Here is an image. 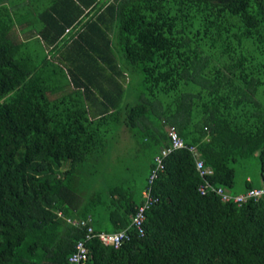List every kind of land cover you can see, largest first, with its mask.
I'll list each match as a JSON object with an SVG mask.
<instances>
[{"label": "trees", "instance_id": "trees-1", "mask_svg": "<svg viewBox=\"0 0 264 264\" xmlns=\"http://www.w3.org/2000/svg\"><path fill=\"white\" fill-rule=\"evenodd\" d=\"M26 4L39 24L38 43L52 54L37 58L15 42L16 19L5 12L0 264H68L83 230L67 218L88 216L94 231L129 225L141 195L135 201L115 185L84 190L80 179L85 166L111 158L121 129L153 160L173 126L212 170L210 182L227 190L232 165L253 156L264 178V0ZM199 182L187 151L167 154L151 184L157 202L145 213L142 236L130 230L117 248L87 240L85 264H264V196L222 202L200 195ZM244 187H253L250 179Z\"/></svg>", "mask_w": 264, "mask_h": 264}, {"label": "rangeland", "instance_id": "rangeland-1", "mask_svg": "<svg viewBox=\"0 0 264 264\" xmlns=\"http://www.w3.org/2000/svg\"><path fill=\"white\" fill-rule=\"evenodd\" d=\"M12 2H19L14 9H10L15 12V23L26 24L25 27L23 26V30L35 33V29L39 26V24L34 19L32 13L26 12L25 6L27 0H12ZM1 18L4 19L5 16L0 15V19ZM25 45L26 49H28V51L37 58L43 55V48L41 44L38 43L34 34L29 38ZM139 79L140 77L138 76L135 81L131 83L132 94L130 98H127L130 103H134L136 101L135 96L139 92L137 83ZM112 149L113 151L110 159L103 161L99 164V166L98 163H95L88 164L83 168L81 175L82 178H80L84 185L82 188L86 190L91 183L92 186L90 189L98 188L103 190L109 186L115 185L123 189H129L132 198L136 201L139 199L140 192L146 184L145 177L148 173L149 163L152 161V153L149 151L143 152L135 150L134 144L130 140L125 129H121L118 135H114L112 140ZM232 166L234 168V184L229 189L231 193L240 191L244 187L246 177H248L254 184L259 183L260 176L255 156L247 160H241ZM91 171H94L95 175L90 174ZM102 196L107 197L108 195L104 194ZM100 221H105L104 214L100 215ZM102 228H104L107 232H112L111 226L108 223H103Z\"/></svg>", "mask_w": 264, "mask_h": 264}, {"label": "built area", "instance_id": "built-area-1", "mask_svg": "<svg viewBox=\"0 0 264 264\" xmlns=\"http://www.w3.org/2000/svg\"><path fill=\"white\" fill-rule=\"evenodd\" d=\"M67 31L68 30L66 29L65 32ZM166 136L168 139V145L160 149L153 157V165L147 175L146 184L140 192V202L136 206L130 223L126 228L115 232L94 231L91 226L90 217L88 216L75 220L70 218L66 219L68 223L83 230V238L74 243L72 251L67 257L68 264H85L87 260V248L85 242L87 240L95 238L103 246L117 248L122 242L129 239L130 230L137 236H142L145 213L153 204L157 202V197H155L151 192V184L157 174L163 169V158L172 151L185 150L191 155L194 169L200 178V182L197 186V192L200 195L212 193L216 195L220 201L231 202L236 205H240L247 201H256L264 196V178L260 179L257 186L250 187L240 193H231L229 190L220 185L212 184L209 180V177L212 175V170L203 163L196 147L192 144H186L179 137L173 126H167Z\"/></svg>", "mask_w": 264, "mask_h": 264}, {"label": "crops", "instance_id": "crops-1", "mask_svg": "<svg viewBox=\"0 0 264 264\" xmlns=\"http://www.w3.org/2000/svg\"><path fill=\"white\" fill-rule=\"evenodd\" d=\"M28 1V0H27ZM27 5V4H26ZM15 2L13 3L12 0H0V15H4L6 12V15H10L14 21L13 11L10 10L11 8L14 9ZM5 11V12H4ZM26 24L23 23H15L13 24L11 30H10V36L11 38L17 42V43H27L29 38L34 34L33 32H29L27 30H23ZM35 36V35H34ZM36 38V36H35ZM26 49V48H25ZM28 51V49H26ZM43 53L52 54V51L50 49L43 48ZM50 55L49 58H50ZM245 180H249L248 177L245 178ZM253 186H256L257 184L252 183ZM245 187H243L240 191H235L234 193H240L244 191Z\"/></svg>", "mask_w": 264, "mask_h": 264}]
</instances>
